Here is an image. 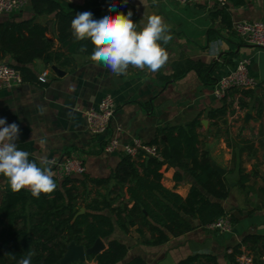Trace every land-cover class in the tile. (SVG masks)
<instances>
[{
  "label": "crops",
  "instance_id": "0c3cea01",
  "mask_svg": "<svg viewBox=\"0 0 264 264\" xmlns=\"http://www.w3.org/2000/svg\"><path fill=\"white\" fill-rule=\"evenodd\" d=\"M55 1L64 9L77 11L96 8L103 1L118 2L123 5L122 13L133 12L131 19L137 24V30L147 23L149 16H161L172 37L166 44L159 41L168 52L169 59L158 72L130 66L122 75L113 74L108 67L93 61L86 54H73L72 61L67 65L34 60L27 66L38 79L46 72L45 80L39 79L43 85L22 81L0 90V118H6L7 124L15 122L20 128L17 149L27 151L29 161L38 165L42 157L54 159V173L57 163L65 157L75 156L84 162L86 170L83 174L103 177L110 174L122 153L101 151L106 137L114 135L124 143L138 138L149 144L164 127L184 124L201 113V120L207 122H201L200 147L208 152L211 162L226 170L224 176L229 184V194L221 203L231 222V229L220 232L199 225L197 219H190L191 230L171 237L163 244L151 246L141 242L134 228L126 233L114 223L110 236L100 239L104 249L111 239L127 246L123 263L141 257L146 264H176L193 254H206L214 258V264H231L229 254L247 234L264 235V129L259 123V129L249 124L255 119L259 122L264 115L262 113L258 118L256 110L251 108L254 97L263 92L264 49L245 43L232 28L237 21H264V0H228L224 7L230 15V28L223 25L219 17L212 15L220 6L207 0H189L186 3L175 0ZM33 16L30 1L23 0L19 10L0 13V21L9 18L19 21ZM36 21L49 25L48 36L53 37L57 47L53 14L37 15ZM185 58L214 63V81L232 69L238 60L248 59L249 73L257 81L256 88L251 89L250 93L254 97L243 98L241 93L234 95H241L249 106L240 108L237 97L234 111L225 117V123L218 126L211 124L206 113L221 104V99L212 94V84H203L193 70L181 78L167 80L176 62ZM52 65L62 73H55ZM107 94L115 101V114L108 131L96 136L88 130L84 112L97 107ZM247 112L251 118L244 123ZM234 115L241 120L238 126L230 122ZM246 133L253 137H248ZM225 138L231 145L227 144ZM244 138L251 139L250 142L257 148L256 154L250 155L242 150L246 144L240 140ZM41 140L45 142L40 143ZM239 170L245 175L241 184L238 181ZM174 171L173 167L163 165L161 183L185 197L196 182L187 171H183L181 179L176 182ZM6 190H12L9 181L0 175V199ZM241 248L253 254L257 261L255 264H264V248L255 249V252L244 244L240 245ZM83 262L95 264L94 261ZM201 263L213 264L206 259H201Z\"/></svg>",
  "mask_w": 264,
  "mask_h": 264
},
{
  "label": "trees",
  "instance_id": "16d2710c",
  "mask_svg": "<svg viewBox=\"0 0 264 264\" xmlns=\"http://www.w3.org/2000/svg\"><path fill=\"white\" fill-rule=\"evenodd\" d=\"M29 1L34 10L33 17L0 21V61L17 68L22 81L43 85L27 66L29 63L39 59L67 65L73 54L91 56L94 45L87 39L77 41L72 35L71 21L84 11L64 9L55 0ZM113 4L115 9L109 14L122 13L123 5L111 1H103L98 7L85 11L99 19ZM43 14H53L57 47L53 37L48 36L49 25L36 21V16ZM212 15L219 17L227 28L232 26L226 7H218ZM82 46L85 51H81ZM190 70L197 73L203 84L214 83V63L189 58L176 62L167 80L181 78ZM262 89L263 95L255 97L250 94L251 89H230L221 104L206 113V118L215 126L225 123V117L234 111L236 93L254 97L251 108L260 118L264 113V86ZM239 96V107H248ZM201 117L200 113L184 124L166 126L158 131L149 144L156 146L160 158L148 157L142 151L134 157L120 153L118 163L108 176L82 174L81 177L66 176L61 180L54 177L56 189L48 194L42 193L38 198L26 189L18 192L6 190L0 199V264H18L30 252L34 253L32 264H60L71 241L89 248L97 238L110 236L114 223L126 233L134 228L143 244L154 246L191 230L190 219H197L199 225L205 227L226 216L221 201L229 194V184L227 178L211 166L208 152L200 147ZM225 140L231 145L227 138ZM250 141L240 140L246 144L242 150L250 155L256 154L257 148ZM163 165L175 169L173 178L176 182L181 179L183 171L194 178L196 184L190 187L185 197L161 183ZM241 172L239 170L240 184L245 176ZM80 208L84 211L77 214ZM241 244L255 252V249L264 248V235L247 234L229 254L231 264H235ZM126 253L124 243L111 239L105 249L88 254L85 260L95 264H146L141 257L123 263ZM201 259L215 262L206 254H193L176 264H204ZM256 262L255 258L254 264Z\"/></svg>",
  "mask_w": 264,
  "mask_h": 264
},
{
  "label": "clouds",
  "instance_id": "9594fccd",
  "mask_svg": "<svg viewBox=\"0 0 264 264\" xmlns=\"http://www.w3.org/2000/svg\"><path fill=\"white\" fill-rule=\"evenodd\" d=\"M114 9L115 4L99 19H94L91 12L84 11L71 21L75 40L87 39L94 45L91 59L102 63L116 75L126 74L130 66L141 70L146 68L153 73L165 67L169 55L159 41L166 44L172 37L168 34L169 27L163 18L151 15L147 23L137 30V24L131 19V10L127 14H109ZM85 50L82 46L81 51ZM19 135L17 123L7 124L6 118H0V175L8 179L13 192L26 189L37 198L42 193L53 192L57 187L52 170L56 161L42 157L39 165L30 162L29 153L17 149ZM33 255L30 252L18 264H32Z\"/></svg>",
  "mask_w": 264,
  "mask_h": 264
},
{
  "label": "built area",
  "instance_id": "2783aa9c",
  "mask_svg": "<svg viewBox=\"0 0 264 264\" xmlns=\"http://www.w3.org/2000/svg\"><path fill=\"white\" fill-rule=\"evenodd\" d=\"M103 1V0H101ZM179 3H186L189 0H175ZM214 2L220 7H224L228 0H207ZM102 3V2H101ZM100 3V4H101ZM23 5V0H0V13H12L17 11ZM233 30L240 36L245 43L264 48V21L262 20H242L233 23ZM249 60L242 58L237 61L232 69L227 70L215 79L211 86L212 94L217 99H222L226 93L232 88L238 89H254L257 81L250 75L248 70ZM46 72L39 79L45 80ZM22 82L20 71L5 62L0 61V90L12 87ZM116 104L113 97L109 94L101 98L97 107H92L84 112L88 130L96 136L104 135L110 126L111 119L115 114ZM105 153L122 152L134 157L139 151L148 157L160 158L156 146L142 142L138 138H134L130 142H120L119 139L110 135L105 138L104 143L100 147ZM85 165L83 160L78 157H65L56 164L55 176L58 180L66 176L82 175L85 173ZM212 230L227 232L231 229V222L228 217H219L210 224L206 225ZM235 264H254L253 254L241 248L240 252L235 256Z\"/></svg>",
  "mask_w": 264,
  "mask_h": 264
},
{
  "label": "water",
  "instance_id": "95a60500",
  "mask_svg": "<svg viewBox=\"0 0 264 264\" xmlns=\"http://www.w3.org/2000/svg\"><path fill=\"white\" fill-rule=\"evenodd\" d=\"M261 49H264L262 47H260ZM11 60V59H9ZM52 69L55 71V73L57 74H61L62 71L60 69H58L56 66L52 65L51 66ZM251 118V114L249 112H247L244 115L243 121L244 123H247L248 120ZM201 122L203 124H206V120H201ZM211 166L216 169L220 175H224L226 170L224 168H222L221 166L210 162ZM84 211L83 208H80L79 213H82ZM104 249V243L102 242V240L100 238H97L95 240V242L92 244L91 247L89 248H84L82 245H78L75 244L73 241H71L68 245H67V249L65 251V253L63 254V256L60 259V264H65V263H70V262H74V261H85L86 256L88 254H96L101 252Z\"/></svg>",
  "mask_w": 264,
  "mask_h": 264
},
{
  "label": "rangeland",
  "instance_id": "374dc122",
  "mask_svg": "<svg viewBox=\"0 0 264 264\" xmlns=\"http://www.w3.org/2000/svg\"><path fill=\"white\" fill-rule=\"evenodd\" d=\"M262 95H263V92H262ZM238 96H235L234 97V101H236V98H237ZM240 97V96H239ZM242 97L244 98V95H242ZM239 99V98H238ZM237 99V100H238ZM263 99H264V96H263ZM239 100L237 101V105L239 106ZM254 113V115H255V112H253ZM264 114V113H263ZM255 117V116H254ZM253 118V117H252ZM230 122H231V124H233V126H238V125H240V122H241V120L240 119H238V118H236V115H234L233 116V118H232V120H230ZM258 123L260 124V125H262L263 126V129H264V115H263V117L262 118H260V121L258 122V119H255V120H252L249 124L252 126V128H255V129H259L258 128ZM246 135L248 136V137H250V138H252L253 137V135H250V134H248V133H246ZM246 136V137H247Z\"/></svg>",
  "mask_w": 264,
  "mask_h": 264
}]
</instances>
